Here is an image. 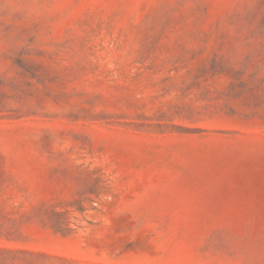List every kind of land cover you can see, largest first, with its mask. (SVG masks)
Returning <instances> with one entry per match:
<instances>
[{"label":"rangeland","instance_id":"374dc122","mask_svg":"<svg viewBox=\"0 0 264 264\" xmlns=\"http://www.w3.org/2000/svg\"><path fill=\"white\" fill-rule=\"evenodd\" d=\"M0 264H264V0H0Z\"/></svg>","mask_w":264,"mask_h":264}]
</instances>
